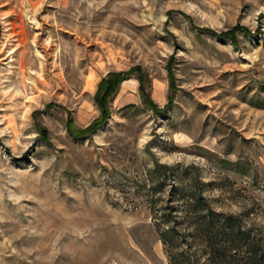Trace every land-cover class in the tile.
<instances>
[{
	"label": "rangeland",
	"instance_id": "rangeland-1",
	"mask_svg": "<svg viewBox=\"0 0 264 264\" xmlns=\"http://www.w3.org/2000/svg\"><path fill=\"white\" fill-rule=\"evenodd\" d=\"M186 188L264 226V0H0V264H170Z\"/></svg>",
	"mask_w": 264,
	"mask_h": 264
},
{
	"label": "trees",
	"instance_id": "trees-1",
	"mask_svg": "<svg viewBox=\"0 0 264 264\" xmlns=\"http://www.w3.org/2000/svg\"><path fill=\"white\" fill-rule=\"evenodd\" d=\"M135 71L142 98L156 107L140 66L110 72L101 79L95 94L101 111L99 118L86 129H75L71 123L69 128L74 136L86 135L106 123L110 100ZM179 192V196L175 195L177 205L158 208L156 203L150 204L155 229L170 264H264V226L249 223L243 215L214 209L196 190L186 188Z\"/></svg>",
	"mask_w": 264,
	"mask_h": 264
}]
</instances>
